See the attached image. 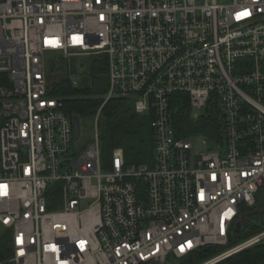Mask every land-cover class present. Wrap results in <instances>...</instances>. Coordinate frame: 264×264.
Masks as SVG:
<instances>
[{"label": "built area", "instance_id": "2783aa9c", "mask_svg": "<svg viewBox=\"0 0 264 264\" xmlns=\"http://www.w3.org/2000/svg\"><path fill=\"white\" fill-rule=\"evenodd\" d=\"M98 53L103 104L150 116L151 164L121 147L105 163L97 131L73 147L46 60ZM181 95L218 122L199 153L173 128ZM263 187L264 0H0V264H168L226 246L197 263L215 264L264 240L227 246Z\"/></svg>", "mask_w": 264, "mask_h": 264}, {"label": "trees", "instance_id": "16d2710c", "mask_svg": "<svg viewBox=\"0 0 264 264\" xmlns=\"http://www.w3.org/2000/svg\"><path fill=\"white\" fill-rule=\"evenodd\" d=\"M85 83L72 78L69 70L60 65L62 74L50 81L49 93L62 98L64 109L72 118L81 119L94 117L98 108L104 102L107 91L108 58L105 53L90 54ZM61 58V57H60ZM64 58V57H63ZM50 68V67H49ZM53 65L47 66V74L56 72ZM74 80L77 82L74 83ZM174 101L173 128L177 136L185 137L191 134L204 135L211 140L215 138L218 122L212 113L193 119L191 108L184 95ZM99 120L102 122V158H106L115 147H121L127 163H151L153 160V134L150 126V116L134 112L130 103L123 97L109 98L101 107ZM245 213V214H244ZM243 214V216H242ZM242 216V217H241ZM241 227L238 233L230 234L227 246H232L245 238L264 229V199L256 197L252 206H243L238 216ZM8 236L0 238V260H6L11 255ZM226 246L204 245L185 257L178 258L177 264H197L222 251ZM215 264H264V242L240 250Z\"/></svg>", "mask_w": 264, "mask_h": 264}, {"label": "rangeland", "instance_id": "374dc122", "mask_svg": "<svg viewBox=\"0 0 264 264\" xmlns=\"http://www.w3.org/2000/svg\"><path fill=\"white\" fill-rule=\"evenodd\" d=\"M219 1H226V0H219ZM88 56L87 55H81V56H70L68 57H57V58H48L46 60V64L48 66V69L53 67V65L56 68V72H50L49 73V80L51 81L52 79L57 78L59 75L62 74V70H60L59 66L63 65L68 69L70 72L69 74L71 75L72 78L78 80L81 85L85 83V75L87 68H88ZM50 67V68H49ZM195 114L198 115H203L205 114L204 108H195L193 110ZM99 116V115H98ZM96 117H87L84 119H81L80 121V135L77 139L74 140V145L73 147L77 150H83L88 146V144H91L95 140V133L97 131L98 136H99V143H100V148H102L103 141H102V122L99 120V117L96 121ZM101 134V135H100ZM191 139H193V146L194 149L199 153V151H203L207 149V144L203 138L202 135H196V134H191ZM102 150V149H101ZM110 157V155H109ZM103 159V158H102ZM104 162H108V156L104 158ZM152 163V162H151ZM149 163V164H151ZM257 197H260L264 199V187L260 188L259 191L257 192ZM245 214V213H244ZM243 216V214H242ZM241 216V217H242ZM168 264H177V259L170 257L168 260Z\"/></svg>", "mask_w": 264, "mask_h": 264}, {"label": "water", "instance_id": "95a60500", "mask_svg": "<svg viewBox=\"0 0 264 264\" xmlns=\"http://www.w3.org/2000/svg\"><path fill=\"white\" fill-rule=\"evenodd\" d=\"M72 124H73V132H74V138L77 139L80 135V127H79V120L77 116L72 117ZM241 227V222L238 221L236 223L235 232L238 233ZM264 242V240L262 241Z\"/></svg>", "mask_w": 264, "mask_h": 264}]
</instances>
